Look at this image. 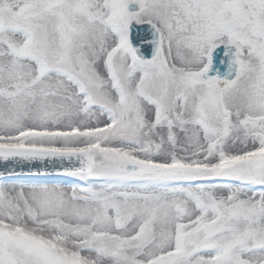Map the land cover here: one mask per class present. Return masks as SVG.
<instances>
[{"label": "snow or ice", "instance_id": "6c2138e0", "mask_svg": "<svg viewBox=\"0 0 264 264\" xmlns=\"http://www.w3.org/2000/svg\"><path fill=\"white\" fill-rule=\"evenodd\" d=\"M0 163V264H264V0H0Z\"/></svg>", "mask_w": 264, "mask_h": 264}, {"label": "water", "instance_id": "95a60500", "mask_svg": "<svg viewBox=\"0 0 264 264\" xmlns=\"http://www.w3.org/2000/svg\"><path fill=\"white\" fill-rule=\"evenodd\" d=\"M29 167H33V166H29V165L27 166V165H25L22 170L23 171H27V169ZM3 170H4V165L2 163H0V171H3ZM18 170H21V169H18ZM33 170H35V169L33 168ZM24 179L27 180V179H30V178L29 177H24Z\"/></svg>", "mask_w": 264, "mask_h": 264}, {"label": "rangeland", "instance_id": "374dc122", "mask_svg": "<svg viewBox=\"0 0 264 264\" xmlns=\"http://www.w3.org/2000/svg\"><path fill=\"white\" fill-rule=\"evenodd\" d=\"M28 166V165H27Z\"/></svg>", "mask_w": 264, "mask_h": 264}]
</instances>
